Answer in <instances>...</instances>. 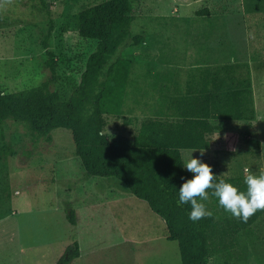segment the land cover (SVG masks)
Listing matches in <instances>:
<instances>
[{"label":"rangeland","instance_id":"obj_1","mask_svg":"<svg viewBox=\"0 0 264 264\" xmlns=\"http://www.w3.org/2000/svg\"><path fill=\"white\" fill-rule=\"evenodd\" d=\"M102 1L0 0V89L16 92L49 81L67 99L96 46L79 36V12ZM132 14L131 36L143 40L116 54L129 61L130 72L122 113L103 115L108 137L120 145L144 128L185 126L187 119L168 115L160 92H182L201 67L240 64L250 75L255 119L194 122L212 146L207 158H194L211 167L216 181L233 176L215 172L228 159L238 176L264 174V0H132ZM49 21L53 80L42 47ZM27 128L3 122L12 150L0 162V196L10 198L0 220V264H57L74 242L79 256L70 264H181L177 243L167 240L163 220L144 200L84 172L68 129L55 128L46 140ZM183 172L167 170L159 182L165 187ZM255 254L226 256L230 264H264V252Z\"/></svg>","mask_w":264,"mask_h":264},{"label":"trees","instance_id":"obj_2","mask_svg":"<svg viewBox=\"0 0 264 264\" xmlns=\"http://www.w3.org/2000/svg\"><path fill=\"white\" fill-rule=\"evenodd\" d=\"M133 19L132 0H104L80 10L78 34L96 41V46L86 59L79 83L67 99L51 90L49 81L16 92L0 89V162L5 163L12 150L4 138L5 120L22 122L46 140H50L53 129H68L74 153L88 176L111 180L120 189L144 200L163 220L167 240L177 243L181 264H208L204 230L171 197L192 173L178 174L165 181V187L160 184L159 175L167 170L181 171L185 164L183 152L210 149L209 136L194 122L255 119L250 75L240 64L206 66L192 71L182 92H169L167 88L159 96L168 115L188 120L185 126L144 128L130 142L115 144L103 130V115L123 111L130 63L116 54L122 46H137L143 40L141 35L131 36ZM49 22L42 47L45 66L53 80L56 63L48 43L52 31ZM9 201V197L4 200L0 196V219L8 213ZM263 212L264 209H259L246 222L240 221L250 225ZM67 218L73 224L74 211L70 210ZM78 256L79 246L74 242L56 263L70 264Z\"/></svg>","mask_w":264,"mask_h":264},{"label":"crops","instance_id":"obj_3","mask_svg":"<svg viewBox=\"0 0 264 264\" xmlns=\"http://www.w3.org/2000/svg\"><path fill=\"white\" fill-rule=\"evenodd\" d=\"M194 154H198L199 157L202 158H207L209 156L205 151H186L183 152L184 163L188 160L186 158L187 156L192 155L194 158ZM220 158L221 157H217L216 160H220ZM235 164L236 162L228 159L226 166H223L222 164L217 165L216 168L218 170L215 172L232 173L233 176L221 180L231 183L237 188L240 186L244 187V180L248 173L247 175L243 174V176L235 174L238 171V168H233ZM191 178L192 176L189 179ZM218 181L220 180L217 179V182ZM179 188L180 186L176 188V193L171 195V197L174 204L179 209H183L189 214L191 211V205H182L179 203ZM242 191L244 190L242 189ZM203 203H205L206 208L212 212V216L202 218L196 222L200 224L206 236L207 252L205 258L208 264H230V259L226 256L227 254L241 253L243 255L246 253L248 257L251 253L259 255L264 252V212L261 213L252 224L245 225L239 218L224 211V209L219 206L217 198H212L210 195Z\"/></svg>","mask_w":264,"mask_h":264},{"label":"clouds","instance_id":"obj_4","mask_svg":"<svg viewBox=\"0 0 264 264\" xmlns=\"http://www.w3.org/2000/svg\"><path fill=\"white\" fill-rule=\"evenodd\" d=\"M184 168L192 173V178L181 184L178 190L179 203L191 205L188 215L191 221L212 216V212L203 203L208 199V190H212V196L217 198L224 211L242 221L246 222L257 210L264 209V174L247 175L244 180L246 190L240 191L224 180L217 182L211 167L192 155L184 164Z\"/></svg>","mask_w":264,"mask_h":264}]
</instances>
